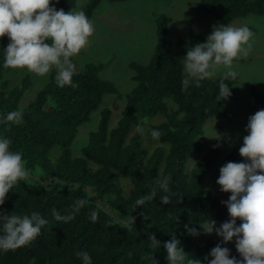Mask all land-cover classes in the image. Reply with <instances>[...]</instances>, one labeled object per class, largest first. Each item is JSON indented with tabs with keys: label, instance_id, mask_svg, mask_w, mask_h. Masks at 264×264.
Here are the masks:
<instances>
[{
	"label": "trees",
	"instance_id": "obj_1",
	"mask_svg": "<svg viewBox=\"0 0 264 264\" xmlns=\"http://www.w3.org/2000/svg\"><path fill=\"white\" fill-rule=\"evenodd\" d=\"M99 1L85 0L81 10L89 19ZM73 4L74 0H58L57 10L68 12ZM194 8L208 13L212 26L227 25L247 14L264 15V0H197ZM168 22L165 15L155 18V44L149 59L127 64L134 84L125 95L115 125L108 128L110 111L100 108L96 127L88 131L77 156L70 152L77 127L89 120L103 95L116 92L114 84L99 76L102 64L88 62L78 69L73 57V83L77 87H58L53 69L33 99L19 109V99L30 80L27 74L14 84L2 78L3 71L13 69L4 67L5 48L10 40L0 37V137L11 139L10 149L19 151L26 167L37 175L34 181H19L8 192L5 203L0 205V215L37 212L49 221L29 246L16 251L0 250V264H83L76 255L79 251L90 255L91 264H150L142 258L148 253H154L159 264H168L163 243L173 234L189 258L199 259L201 264H207L205 257L212 258L209 253L222 238L215 232L203 234L200 223L209 218L218 227L230 216L227 208L200 183L223 148L228 150L222 166L233 162L237 147L221 134L203 149L196 137L207 119H212L216 127L222 125L225 103L233 96L236 79L224 80L231 92L227 99L218 100L224 77L205 79L198 87L193 83L182 90L183 59L190 47L206 42V38L193 26L171 36L166 29ZM249 92L259 110L264 109V94L252 85ZM16 110L23 111V121L9 126L3 118ZM154 117L160 120L149 122ZM138 127H146L150 133L158 130L163 135L149 150ZM53 147L56 151L51 154ZM201 151L202 157L191 175H185L183 164L187 156ZM169 175L173 195L170 204H162L159 198L166 193L159 189L157 180ZM153 190L157 196L152 201L136 206L138 198ZM77 200L87 203L72 221L58 222L53 218V210L61 215L71 213ZM93 211L98 213L96 222L90 219ZM209 211H213L211 215ZM236 223L239 226L242 221L237 218ZM184 225L197 228L201 234L189 235ZM148 234H154L161 242L159 248L150 247ZM221 246L241 259L235 239Z\"/></svg>",
	"mask_w": 264,
	"mask_h": 264
},
{
	"label": "clouds",
	"instance_id": "obj_2",
	"mask_svg": "<svg viewBox=\"0 0 264 264\" xmlns=\"http://www.w3.org/2000/svg\"><path fill=\"white\" fill-rule=\"evenodd\" d=\"M51 0H0V37L7 36L10 43L5 48L4 67L26 69L30 73L45 77L53 69L56 72L55 83L64 88L78 85L73 83L75 66L72 58L89 44L94 34V23L84 11L57 10L50 6ZM254 33L247 26L233 27L225 24L213 25L206 42L196 43L190 47L184 57L182 90L193 83L211 79L216 70L223 66L226 70L219 84L218 100L231 96L230 87L224 82L227 78L235 79L237 73L234 61L246 58L252 51ZM50 40L51 44L45 43ZM22 110L7 113L3 120L9 126L19 125L23 121ZM143 133V128H138ZM248 135L243 138L239 155L244 162H227L219 169L216 183L220 191L231 193L227 201H221L227 207L229 220L217 227V222L207 218L200 223L203 234H215L222 238V244L235 239V248L241 259L230 255L228 247L218 243L209 253L212 257L207 264H264V109L258 110L248 118L246 126ZM153 140L163 135L158 130L151 131ZM10 138L0 137V205L7 199L10 190L19 181L30 178L31 172L26 167L19 151L10 149ZM171 175L157 180L159 189L166 193L161 196L162 204L171 203ZM157 196L155 190L136 200V206H143ZM182 199V197H180ZM87 203L77 200L73 211L61 215L53 210L52 216L58 222H70L75 214ZM237 218L242 223L237 226ZM93 222L98 220V213L90 215ZM49 223L39 213L31 215L2 214L0 215V250L16 251L29 246L40 235L42 228ZM131 227V225H127ZM191 236L201 234L195 227L184 225ZM150 247L159 248L161 242L154 234H148ZM181 241L173 234L172 238L163 243L168 264H201L199 259L189 258L180 246ZM154 253H148L143 259L150 264H159ZM83 264H91V257L85 251L76 253Z\"/></svg>",
	"mask_w": 264,
	"mask_h": 264
},
{
	"label": "rangeland",
	"instance_id": "obj_3",
	"mask_svg": "<svg viewBox=\"0 0 264 264\" xmlns=\"http://www.w3.org/2000/svg\"><path fill=\"white\" fill-rule=\"evenodd\" d=\"M196 1H99L90 19L94 23V34L89 38V44L74 57V63L78 69L88 62L102 64L99 76L114 84L116 92L103 95L98 108L90 113L89 120L77 127L76 134L70 144L72 156L79 155L80 147L86 143L88 131L95 129L100 108L107 107L110 111L108 128L115 125L124 105L125 95L134 84L131 80V70L127 64L130 61L145 63L151 56L155 44V18L157 16L165 15L169 18L166 29L171 36L182 32L187 26L196 27L205 38L211 34L213 27L211 16L195 9ZM84 2L85 0H74L73 7L69 11H81ZM57 3L58 0H51L50 6L54 4L57 9ZM227 25L249 27L254 33L252 51L246 58L234 62L233 70L237 76L232 85L233 96L225 103L226 115L222 125L216 127L212 119H207L202 126L201 134L196 139L204 149L216 136L224 134L230 138L231 144L236 145L237 150L233 162L239 163L242 162L239 148L243 145V138L249 134L246 131L248 118L259 110V104L250 94L249 88L252 85L258 93L264 94V15L247 14L231 20ZM48 41L46 40L45 43ZM225 71L223 66L219 67L213 78L224 77ZM25 74L28 75L30 84L19 99V109L33 99L35 92L46 81L47 76L41 77L23 69L2 72V78L8 80L10 84H14ZM148 120L156 123L160 119L154 117ZM138 128L144 129L143 133L140 132L143 144L150 150L156 140L152 139L150 131L146 127ZM227 150L228 147L222 149L210 164L200 183L220 202L227 201L229 197V193L221 192L220 186L216 183L220 175L219 169L222 167V158ZM55 151L56 147H53L50 152L53 154ZM202 154V151L191 152L187 156L183 164L185 175H191ZM36 179L37 175L31 172L30 178L27 180L34 181ZM212 212L209 211V214L211 215ZM117 218L125 220L119 216Z\"/></svg>",
	"mask_w": 264,
	"mask_h": 264
}]
</instances>
